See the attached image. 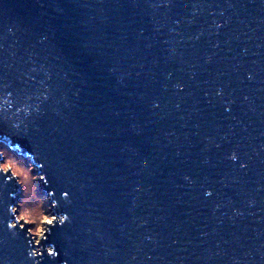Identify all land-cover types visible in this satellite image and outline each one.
<instances>
[{
    "label": "water",
    "instance_id": "1",
    "mask_svg": "<svg viewBox=\"0 0 264 264\" xmlns=\"http://www.w3.org/2000/svg\"><path fill=\"white\" fill-rule=\"evenodd\" d=\"M1 144L0 264H264V0H0Z\"/></svg>",
    "mask_w": 264,
    "mask_h": 264
},
{
    "label": "rangeland",
    "instance_id": "2",
    "mask_svg": "<svg viewBox=\"0 0 264 264\" xmlns=\"http://www.w3.org/2000/svg\"><path fill=\"white\" fill-rule=\"evenodd\" d=\"M5 151V158L11 160L16 169L20 170V174L15 176L21 186V199L16 207L18 219L24 216L25 219H19L22 224H30V232L37 241L40 242L42 236L46 232L50 221L56 218L50 210V201L47 196L42 194L39 184V176L35 174L33 165L28 161L19 157L15 152L10 151L6 146L0 145ZM13 173V169H9ZM44 217L51 219L44 222ZM28 221V222H26ZM42 229V235L36 233Z\"/></svg>",
    "mask_w": 264,
    "mask_h": 264
},
{
    "label": "clouds",
    "instance_id": "3",
    "mask_svg": "<svg viewBox=\"0 0 264 264\" xmlns=\"http://www.w3.org/2000/svg\"><path fill=\"white\" fill-rule=\"evenodd\" d=\"M0 158H2V161H3V163H0V172L6 173L11 168V169H13V176H17L20 174V170L15 168V166L12 164L11 160L5 158V151L2 149H0ZM12 211L14 212L15 209H12ZM19 219H25V217L21 216ZM43 219H44V222H48L51 220L48 217H44ZM26 222H28V221H26ZM11 226H13V225H11ZM20 227L23 228V225H21ZM36 234L42 235V229L40 231H38ZM37 243H39V241H37ZM31 255L37 256V255H40V252L38 253L37 251H35V252L31 253Z\"/></svg>",
    "mask_w": 264,
    "mask_h": 264
},
{
    "label": "snow or ice",
    "instance_id": "4",
    "mask_svg": "<svg viewBox=\"0 0 264 264\" xmlns=\"http://www.w3.org/2000/svg\"><path fill=\"white\" fill-rule=\"evenodd\" d=\"M232 159H235V157H232ZM0 163H3V161H0ZM6 173H8V172H6ZM209 195L211 194V193H208ZM66 220H67V216H63V224L66 222ZM48 223H52V221H50V222H48ZM10 227H13V226H10ZM14 227H16V226H14ZM53 253H51L50 255H52Z\"/></svg>",
    "mask_w": 264,
    "mask_h": 264
}]
</instances>
